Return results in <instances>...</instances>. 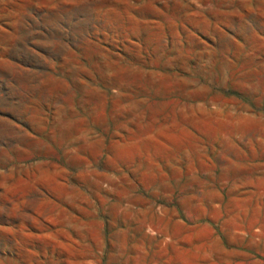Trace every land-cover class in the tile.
I'll list each match as a JSON object with an SVG mask.
<instances>
[{
	"label": "rangeland",
	"instance_id": "rangeland-1",
	"mask_svg": "<svg viewBox=\"0 0 264 264\" xmlns=\"http://www.w3.org/2000/svg\"><path fill=\"white\" fill-rule=\"evenodd\" d=\"M0 264H264V0H0Z\"/></svg>",
	"mask_w": 264,
	"mask_h": 264
}]
</instances>
